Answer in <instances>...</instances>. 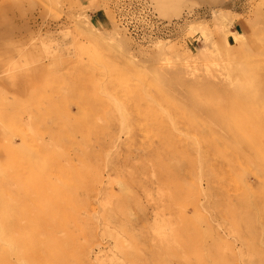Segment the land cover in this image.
<instances>
[{
	"label": "rangeland",
	"instance_id": "rangeland-1",
	"mask_svg": "<svg viewBox=\"0 0 264 264\" xmlns=\"http://www.w3.org/2000/svg\"><path fill=\"white\" fill-rule=\"evenodd\" d=\"M141 2L148 3L156 20L167 25L166 31L142 23L137 6ZM96 9H103L107 15L102 27L93 24L107 37L101 46L89 45L77 35L81 26H91L88 15ZM121 10L131 14L132 21L136 20V30L117 19L116 12ZM218 13H222L223 18H217ZM191 22L199 29H189ZM263 28L264 0H176V6L165 11L159 9L156 0H0V118L3 119L0 131L4 133L0 142L12 140L14 146L20 147L21 134L27 135V144L35 138L47 140L48 136L62 140L60 147L51 149L46 158L52 156L51 160L57 159L60 163H66L63 158L69 159L66 171L56 172L61 175L60 181L68 186V177L83 178L85 186H76V191L71 187L63 188L64 192H57L55 199V193H50L40 207L48 210L45 218L58 222L68 232L72 262L142 264L141 258L159 251L157 242L165 230L156 228L148 232L156 213V218L169 219L173 226H177L175 222L184 214L192 219L189 228L197 224L200 229L196 232L204 233L203 245L181 252L180 263L193 264L199 255L204 257L205 264L209 261L211 264L210 254L231 256L222 245L231 240L226 237L228 225H218L215 221L206 223L204 219L216 215L214 209L205 207L210 203L206 197L209 191L217 190L219 192L211 195L210 200L215 197L216 204H222L227 200L236 202L241 195L256 191L257 204L264 207V168L241 160L237 166V169L242 168L240 175L230 176L227 164L217 155H211L199 165L191 137H201V145H208L205 141L208 136L203 129L186 132L178 123L180 136L186 139H175V142L186 155L176 162L181 179L166 183L193 189L194 193L188 197L183 193L181 200L174 199L178 188L162 186L158 189L153 166L159 159L145 156L157 142L151 144L142 130L128 132L119 121L109 118L113 108L107 101L104 102L106 109H102L103 117L100 113L89 117L90 112L89 118L83 115L88 109L80 106L79 101L83 93L94 90L95 86L86 87L91 81L96 85L100 80L109 79L107 74L102 76L103 67L125 68L130 63L148 72L159 70L169 80L179 76L178 81H169L170 89L174 88L178 95L185 93L188 84L227 83V61L222 57L225 42L238 47L231 32L240 31L246 36V43L250 36L259 38L256 30ZM159 44L164 50L171 49L165 52L169 63H165L159 53L156 47ZM199 49L204 50V55L198 54ZM232 51L229 62L235 64L243 60L246 50L240 52L234 48ZM100 95L104 96L103 92ZM205 114L202 111V116ZM83 118L92 119L95 125L80 133L76 120ZM96 126L107 127L100 130ZM170 131V136L178 134ZM84 142L89 144L90 153L94 151L97 156L91 161V168L85 173L82 171L79 177L75 171H81L82 163L77 162L76 154ZM59 152L67 156L61 158ZM1 160L8 159L2 155ZM160 160L163 162V157ZM220 172L227 176V187L219 186L218 181L223 176ZM236 181L246 188L237 187ZM70 195H74L73 201ZM54 204L60 208L56 209ZM193 205L203 207L200 217L193 214ZM27 208L30 207H19L18 211L28 212ZM43 210L38 214L44 218ZM22 214L27 216V213ZM216 239H220L219 244ZM239 249L242 250L236 243L232 253ZM220 260L216 259V264H221ZM228 264L235 263L230 260Z\"/></svg>",
	"mask_w": 264,
	"mask_h": 264
},
{
	"label": "bare ground",
	"instance_id": "bare-ground-1",
	"mask_svg": "<svg viewBox=\"0 0 264 264\" xmlns=\"http://www.w3.org/2000/svg\"><path fill=\"white\" fill-rule=\"evenodd\" d=\"M156 2L162 11L176 6V0H156ZM217 15V18H223L222 13ZM90 25L81 26L77 35L85 39L89 45L101 46L107 37L93 24ZM188 28L199 29L193 22L188 24ZM231 33L238 47H233L227 40L225 42L226 50L222 52V57L227 61L229 79L227 83L188 84L185 86V93L178 95L174 88L170 89L169 81H178L179 76L169 80L159 70L148 72L130 63L125 68L103 67L100 72L103 77L107 74L109 79L100 80L96 85L95 81L94 84L91 81L86 87L95 86L94 90L91 93L85 92L80 97L79 105L88 109L83 112L85 117L89 116L90 112L92 115L89 117L96 113H100L103 117L102 109H106L104 102L107 101L113 108L109 118L119 121L121 127L128 132L131 129L142 130L149 143L157 142V145L153 146L154 148L145 156L159 159L153 166L155 169L153 171L157 172L158 189L162 186L173 187V190L178 188L179 192L174 191V199L181 200L183 193L186 197L194 193L191 192L193 189H184L176 183H166L181 179L176 162L186 155L176 146L175 139L177 141L186 139L180 136L181 129L178 123L184 126L186 132L196 129H203L206 132L208 139L205 141L208 145H201L203 144L201 137H191V144L196 145L199 165L206 162L211 155H217L227 164L230 176L240 175L242 168L237 169V166L241 160L254 162L264 168V28L256 30L259 38L250 36L246 43L244 34L238 31ZM156 47L163 55L165 63H169L165 52L171 49L168 47L164 50L162 44ZM234 48H238L240 52L246 50L243 60L235 64L232 63L234 61L229 62ZM198 54L204 55V50L199 49ZM101 92L104 96L100 95ZM202 111L206 112L204 116ZM0 119V123L3 124V119ZM76 121V129L80 133L84 128L95 125L92 119L83 118ZM96 127L105 130L107 126ZM170 129L178 134L174 133V136H170ZM3 135L1 129L0 138ZM26 138V134H21L20 147L14 146L12 140L0 142V264H83L80 260L76 263L71 261L68 232L58 222L45 218L48 210L40 207L42 202L48 200L50 193H55V199L57 192H64L63 188L71 187L76 191V186L77 188L85 186L83 178L74 180L68 177V186L63 185L59 178L61 175L56 172L63 174L69 159L63 158L66 163H60L57 159L51 160L52 156L50 159L46 158L51 149L60 147L62 140L48 136L47 140L35 138L31 144H27ZM92 152L90 153L88 143L79 145L76 159L77 162L82 163V169L80 172L75 171L79 177L91 168V161L97 156L94 151ZM59 154L61 158L67 156L65 153L59 152ZM2 155H6L8 159L6 162L1 160ZM162 157L163 162L160 160ZM261 168L256 167L258 171H261ZM164 169L168 171L165 172ZM220 173L223 176L218 181L219 186L224 188L227 185V176L223 172ZM262 174L264 176V171ZM235 185L241 189L246 188L240 181H236ZM207 189L211 190L209 187ZM218 192L214 189L209 191L206 198L210 203L205 205L206 208L214 209L216 215L204 219L206 223L215 221L218 225L222 223L228 225L226 237H231V240L222 245L230 251L231 256L220 257L210 254L211 264H216V259H221V264H228L230 260L235 264H264V207L257 204L256 191H252L249 195H241L236 202L227 200L222 204H216L217 199L214 197L211 201L210 197L216 196ZM69 199L73 201L74 195H70ZM27 206L30 207L27 208L28 212L18 211L19 207ZM54 206L56 209L60 208L58 204ZM192 208L193 214L196 213L200 217L199 211L203 207L193 205ZM182 209L184 208H180ZM41 210L44 212V215L41 214L44 218L38 214ZM22 213H27V216ZM31 213L32 216L29 215ZM156 216L148 232L156 228L165 229L157 242L159 251H152L147 257L141 258L142 264L160 262L185 264L178 260L180 253L190 247L195 249L202 246L205 241L204 233L196 232L200 229L197 224H195L197 227L189 228L192 219L184 214H180V219L175 222L177 226H173L169 219L156 218ZM206 229L211 228L206 227ZM60 232L62 235L58 234ZM219 240L216 239L218 244ZM171 241L174 244L169 245ZM236 243L242 250L232 253ZM162 248L165 249L164 252L161 251ZM134 258L132 257L133 260ZM196 258L193 264H205L204 257L199 255ZM209 262L207 264H210Z\"/></svg>",
	"mask_w": 264,
	"mask_h": 264
},
{
	"label": "built area",
	"instance_id": "built-area-1",
	"mask_svg": "<svg viewBox=\"0 0 264 264\" xmlns=\"http://www.w3.org/2000/svg\"><path fill=\"white\" fill-rule=\"evenodd\" d=\"M139 7V12L141 13V18H142V23L144 24H148L151 26H156L159 27L160 29H162V31H166L168 29L167 25L164 24L162 25L161 22H158L156 20V17L153 15V12L150 8V6L148 5V3L146 2H141L137 5ZM120 9V7H119ZM124 10H121V12H116V17L117 19L122 22V24H129L130 27L132 28V30H136V28L138 27V23L136 22V20L132 21V15L131 14H124L122 13Z\"/></svg>",
	"mask_w": 264,
	"mask_h": 264
},
{
	"label": "crops",
	"instance_id": "crops-1",
	"mask_svg": "<svg viewBox=\"0 0 264 264\" xmlns=\"http://www.w3.org/2000/svg\"><path fill=\"white\" fill-rule=\"evenodd\" d=\"M88 16H89L90 23L95 24L100 27L105 25V23L107 22V15L103 9H96L90 12Z\"/></svg>",
	"mask_w": 264,
	"mask_h": 264
}]
</instances>
